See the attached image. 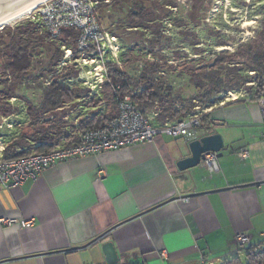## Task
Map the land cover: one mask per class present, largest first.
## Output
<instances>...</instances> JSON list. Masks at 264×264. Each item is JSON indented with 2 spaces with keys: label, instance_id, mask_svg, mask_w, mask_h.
I'll return each mask as SVG.
<instances>
[{
  "label": "crops",
  "instance_id": "obj_1",
  "mask_svg": "<svg viewBox=\"0 0 264 264\" xmlns=\"http://www.w3.org/2000/svg\"><path fill=\"white\" fill-rule=\"evenodd\" d=\"M201 121L223 137L213 173L199 164L178 169L176 162L190 155L188 142L161 134L57 161L20 185H0V264H198L264 245L258 102L212 104ZM238 233L249 237L248 246L238 245Z\"/></svg>",
  "mask_w": 264,
  "mask_h": 264
},
{
  "label": "trees",
  "instance_id": "obj_2",
  "mask_svg": "<svg viewBox=\"0 0 264 264\" xmlns=\"http://www.w3.org/2000/svg\"><path fill=\"white\" fill-rule=\"evenodd\" d=\"M96 1L98 21L112 34H117L116 29L133 32L150 29L153 34L159 33L158 22L168 17L173 7L178 6L176 0ZM189 1L193 5L192 12L198 13L207 0ZM3 30L9 40L0 43L1 65L5 71L14 75V82L3 83L1 93L9 98L19 96L17 93V88L21 84L19 80L27 76L32 68V56L37 48L47 43L48 49L53 50L51 55L53 63L60 60L62 51L49 40L46 32L38 31L35 23L29 19L13 28L3 27ZM77 38L78 30L67 28L63 30L60 41L61 44L75 50ZM177 68L179 67L159 60L146 59L142 60L141 67L135 68L136 74L131 75L129 70L109 64V82L105 83L108 92L104 93V96L110 99L111 107L106 113L86 119L80 130L96 127L114 118L117 114V96L121 97L131 92L142 113L153 110L157 104L160 110L158 119L161 122L180 118L196 105L200 107L212 105L220 98L221 93L231 90L247 89L251 92V99L258 100L264 95V21L257 35L233 52L221 51L216 53L211 61L200 59L194 65ZM250 72L256 74L257 84L254 90L249 85L254 78ZM175 80L181 82L179 87L174 85ZM116 86L118 88H115ZM41 94L38 104L26 101L30 117L27 132L21 133L4 148L5 157L25 155L27 152L24 150L28 144L35 152H46L60 144L61 137L67 140L66 144L78 140L76 135L69 138V133L63 131L59 120L45 121L41 115L84 97L85 90L78 87L70 88L62 81L54 80L42 89ZM3 104L5 106L1 105V114H10V106ZM255 248L249 246L246 249L245 264H264V250L254 252Z\"/></svg>",
  "mask_w": 264,
  "mask_h": 264
},
{
  "label": "rangeland",
  "instance_id": "obj_3",
  "mask_svg": "<svg viewBox=\"0 0 264 264\" xmlns=\"http://www.w3.org/2000/svg\"><path fill=\"white\" fill-rule=\"evenodd\" d=\"M176 2L178 6L172 8L170 15L158 22L159 33L153 34L150 29H140L136 32L126 29L115 30L117 34L114 35L118 37L120 44L119 58L122 62V69L129 70L131 75H134L136 74L135 68L139 67L140 62L142 64V60L148 59V56L156 57L161 62L179 68L194 65L200 59L211 61L216 53L233 52L241 44L253 39L260 31L264 21V0H207L198 13L192 12L193 5L189 0H176ZM29 15L27 14L3 27L13 28L29 19ZM114 25H116V18ZM3 27L0 28V43L9 40ZM35 27L38 31L41 30L39 25L35 24ZM52 43L62 51V59L64 49L61 48V41H52ZM222 46H226V48L220 49ZM65 47L70 48V46ZM48 48L46 43L35 50L32 56V68L27 76L19 80L21 82L17 88L19 96L16 97L6 98L1 93L3 83L14 82V75L5 71L0 60V107L1 105L5 106L3 103H6L11 108L8 115H2L0 112V148L1 146L7 147L21 133L27 132L30 117L26 101L38 104L42 89L47 86L46 81L49 79L54 81V79L60 78V81L70 88L78 87L85 90L84 97L67 102L61 108L41 115L42 120L45 121L59 120L63 131L69 133V138L77 135L86 119L106 113L111 107L110 99L104 96V93L108 92L105 83L95 89L83 84L86 80L90 83L92 76L87 74V71L94 66V63L84 64L82 60L76 63L73 60L67 62L60 71H57L59 61L53 63L51 60L53 50ZM89 54L91 55V53ZM107 54L109 55L110 52ZM136 59L138 60L136 61ZM109 64L116 66L112 62ZM50 74L52 75L50 76ZM250 75L254 78L249 85L254 90L257 84L256 74L250 72ZM69 78L74 79L68 80ZM180 84L181 82L174 81L176 87H179ZM241 90L250 96L251 92L247 89ZM241 90H231V92L235 93ZM227 92L221 93L219 97L225 99L229 96ZM64 142L67 140L61 137L60 144L62 145ZM29 146L30 144L27 145V149L24 147V151L27 153L33 151ZM253 250L254 252L262 251L264 245ZM245 255L246 251L230 259L214 262V264L226 262L245 264Z\"/></svg>",
  "mask_w": 264,
  "mask_h": 264
},
{
  "label": "built area",
  "instance_id": "obj_4",
  "mask_svg": "<svg viewBox=\"0 0 264 264\" xmlns=\"http://www.w3.org/2000/svg\"><path fill=\"white\" fill-rule=\"evenodd\" d=\"M97 4L96 0H46L28 16L31 21L41 27L40 31L47 33L50 41H59L64 29L78 30L75 50L61 44L64 55L57 64V71H60L67 62L73 60L76 63L80 60L84 64L94 63V66L87 71V74L92 76L90 83L88 80L83 83L89 85L91 89L101 87L103 83L109 82V63H115L119 68L122 65L119 58L118 37L101 26L97 18ZM107 52L110 54L108 55ZM148 60L158 59L148 56ZM141 65L140 62L139 67ZM73 79L69 78L68 80ZM54 80L60 81V78ZM51 82L52 80L49 79L46 84ZM112 88L114 89L113 86ZM227 93L229 96L225 99H217L213 104L223 103L228 99L251 97V94L249 96L243 90L235 93L228 91ZM256 101L264 118V95ZM116 105L117 114L114 118L96 127L81 129L76 135L78 137L76 142L70 144L64 142V145L58 144L46 152L31 151L17 157H5V147L1 146L0 185L5 187L20 185L29 180H35L44 169L57 161L136 143L152 142L161 134L179 137L188 143L208 134L201 118L202 113L211 105L206 107L196 105L186 115L173 120L166 119L162 122L158 119L160 110L157 104L153 110L142 113L137 102L132 98V92L121 97L117 96ZM261 137L264 138V131L261 132ZM241 155H246V150H243ZM199 165L210 173L217 171L219 164L216 152L205 153ZM98 173L102 175L103 171L99 170ZM3 221L10 225L15 220L3 219ZM236 241L241 247L249 245V237L243 233L236 235ZM159 256L164 260L169 258L165 251H161ZM217 261L201 257L199 263L214 264Z\"/></svg>",
  "mask_w": 264,
  "mask_h": 264
},
{
  "label": "water",
  "instance_id": "obj_5",
  "mask_svg": "<svg viewBox=\"0 0 264 264\" xmlns=\"http://www.w3.org/2000/svg\"><path fill=\"white\" fill-rule=\"evenodd\" d=\"M45 0H0V23L26 16L31 9ZM224 142L218 132L208 133L199 139L190 141L188 147L190 155L176 162L178 169L186 170L195 167L207 152H216L221 155ZM195 193H191L192 195Z\"/></svg>",
  "mask_w": 264,
  "mask_h": 264
},
{
  "label": "bare ground",
  "instance_id": "obj_6",
  "mask_svg": "<svg viewBox=\"0 0 264 264\" xmlns=\"http://www.w3.org/2000/svg\"><path fill=\"white\" fill-rule=\"evenodd\" d=\"M45 1H46V0H45ZM43 2H44V1H43ZM43 2H41V3H43ZM41 3L35 5V6L31 9V11H30L28 14L32 13V12L36 9V7H38ZM20 18H22V17H18V18H15V19H13V20H8V21H6V22H2V23H0V28H2L3 26H5V25H7V24H10V23H12V22H14V21H16V20H18V19H20ZM224 48H226V46H222V47H220V49H224Z\"/></svg>",
  "mask_w": 264,
  "mask_h": 264
}]
</instances>
